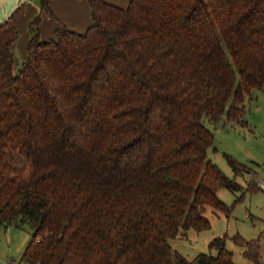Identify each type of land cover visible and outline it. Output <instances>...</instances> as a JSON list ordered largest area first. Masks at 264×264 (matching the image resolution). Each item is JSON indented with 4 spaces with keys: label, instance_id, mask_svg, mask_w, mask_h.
Instances as JSON below:
<instances>
[{
    "label": "trees",
    "instance_id": "obj_1",
    "mask_svg": "<svg viewBox=\"0 0 264 264\" xmlns=\"http://www.w3.org/2000/svg\"><path fill=\"white\" fill-rule=\"evenodd\" d=\"M92 24L40 39L0 23V226L28 227L26 264H189L168 241L205 230L216 192L203 119L245 125L264 86V0H87ZM40 11L56 20L48 0ZM233 177L248 168L226 156ZM252 264L257 240L236 238ZM197 264H232L215 237Z\"/></svg>",
    "mask_w": 264,
    "mask_h": 264
},
{
    "label": "rangeland",
    "instance_id": "obj_2",
    "mask_svg": "<svg viewBox=\"0 0 264 264\" xmlns=\"http://www.w3.org/2000/svg\"><path fill=\"white\" fill-rule=\"evenodd\" d=\"M13 2L0 0V12ZM24 3L27 6L39 5V0H25ZM16 6L11 9L12 16L19 10ZM244 106L245 125L242 126L227 124L223 114L216 123L203 119V125L213 134L207 158L221 173L234 180L239 190L231 192L221 188L216 192L218 200L228 211L219 212L208 207L204 212L210 222L208 229L179 230L176 237L168 241L172 251L180 253L189 264H197L196 256L207 253L209 242L215 237L224 238L225 248L232 253V264H252L244 256L245 249L236 238L257 240L260 260L264 263V190L250 183L247 176L248 171L255 172L264 184V86L254 90L252 98L246 100ZM225 155L247 167V173L233 177ZM30 237V229L26 226L24 229L15 225L0 226V264H26L21 261V254Z\"/></svg>",
    "mask_w": 264,
    "mask_h": 264
},
{
    "label": "crops",
    "instance_id": "obj_3",
    "mask_svg": "<svg viewBox=\"0 0 264 264\" xmlns=\"http://www.w3.org/2000/svg\"><path fill=\"white\" fill-rule=\"evenodd\" d=\"M16 1L17 0H14L12 4L5 7L6 10L0 12V23L9 17H13L11 21L19 33L17 42L11 47V54L14 58L13 71L15 72L26 58V45L29 40L28 22L36 15L40 16V39L43 40H48L59 24L65 25L70 30L79 34L84 32L92 24L87 0H49V7L56 20L41 12L38 7L39 5L35 4L36 2L33 3V5L27 6V4L24 3L25 0H19L16 6ZM103 1L125 8L129 0ZM15 6L19 10L12 16L13 14H10V12Z\"/></svg>",
    "mask_w": 264,
    "mask_h": 264
},
{
    "label": "built area",
    "instance_id": "obj_4",
    "mask_svg": "<svg viewBox=\"0 0 264 264\" xmlns=\"http://www.w3.org/2000/svg\"><path fill=\"white\" fill-rule=\"evenodd\" d=\"M247 176L249 177L250 183L254 184L258 189L264 190V184L256 177L255 172L248 171Z\"/></svg>",
    "mask_w": 264,
    "mask_h": 264
}]
</instances>
